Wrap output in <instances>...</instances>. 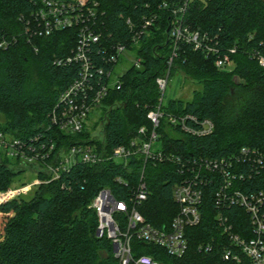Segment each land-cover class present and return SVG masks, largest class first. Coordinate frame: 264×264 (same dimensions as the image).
<instances>
[{"label":"trees","instance_id":"obj_1","mask_svg":"<svg viewBox=\"0 0 264 264\" xmlns=\"http://www.w3.org/2000/svg\"><path fill=\"white\" fill-rule=\"evenodd\" d=\"M93 1L104 13L101 29L109 42L127 44L130 49L142 17H159L138 41L141 67H130L122 77L121 90L111 92L102 104L107 119L104 143L111 151L129 142L142 126L150 125L147 113L158 104L160 96L157 79L166 74L174 53L172 14L159 7L164 2L171 6L184 0ZM29 9V0H0V40L21 33L17 17ZM185 22L191 30L212 39L211 45L218 43L222 51L236 46L238 51L232 56L233 71L221 72L215 67L214 56L207 57L192 45L179 44L171 75L181 71L200 88L194 91L191 101L172 100L168 110L210 120L215 131L205 137L173 138L165 134L161 137L165 148L185 158L203 159L228 158L242 147L264 150V71L249 56L264 42V0H196L189 5ZM75 44L76 31L71 30L34 43L20 37L8 48H0V132L28 142L38 134L42 141L47 139L48 114L79 71L75 65L57 68L53 61L71 54ZM97 48L93 56L101 62ZM89 137L87 132L67 137L65 147ZM131 165L133 175L110 163L100 167L79 163L60 181L39 186L29 202L18 198L2 205L0 264H118L111 242L96 236L98 218L90 205L104 188L111 189L119 199L126 198L143 168L140 163ZM25 171L8 160L0 162V192L9 190L13 180ZM177 171L173 165L146 166L150 197L140 211L157 227L168 224L178 213L173 198ZM245 173L243 188L264 189V172L257 174L248 168ZM119 176L131 184L119 185L115 182ZM217 190L214 182L203 187L202 222L187 230L189 245L184 256L172 257L157 246L140 242L134 243L135 251L152 256L160 264H251L245 256L240 262L223 257L228 240L217 222L218 214L231 218L238 233L247 228L249 217L239 208H219ZM206 243H213L212 252L199 250Z\"/></svg>","mask_w":264,"mask_h":264},{"label":"built area","instance_id":"obj_2","mask_svg":"<svg viewBox=\"0 0 264 264\" xmlns=\"http://www.w3.org/2000/svg\"><path fill=\"white\" fill-rule=\"evenodd\" d=\"M196 0H184L180 4L169 5L164 2L159 10L172 14L171 29L174 53L167 72L157 79L159 102L149 109V126H142L126 144L108 151L104 143V126L107 122L103 115V102L111 92L121 90L122 77L117 67L125 59H130L127 44L111 43L101 29V12L98 2L93 0H29L31 9L20 13L17 22L19 35H10L0 40V48H8L19 38L29 43L38 39L50 38L64 31H76V44L71 54L56 57L53 61L57 68L79 67L78 76L64 89L56 104L48 114L49 127L41 140V134L27 139H16L11 134L0 132V162L5 160L16 164L35 177L42 175L43 181L34 180L30 185L0 192V220L3 216L2 205L17 200L22 193L32 191L39 185L60 181L77 164L100 167L114 164L133 175L131 162L140 163L143 168L137 175V182L124 199L117 198L111 189L104 188L90 205L97 218L96 236L107 239L113 247L114 258L118 264H160L150 255L138 254L135 242L157 246L172 257L181 258L188 250V232L202 222L201 205L203 187L214 182L218 186L215 194L219 208H239L249 217V225L240 233L235 231L231 218L219 213L217 222L223 236L228 240L223 257L226 260L241 261L245 256L251 264H264V189L247 191L246 169L260 174L264 172V150L242 147L228 158L203 159L195 156L185 158L172 150H167L161 140L163 135L173 138L179 135L205 137L214 133L215 125L207 119H200L191 113L175 114L168 110L164 96L172 78L171 70L180 43L192 45L194 50L203 51L207 57H215V67L221 72H232V56L238 51L235 46L227 51L214 46L207 35L191 30L186 25L185 16L189 5ZM159 20L158 15H144L135 31L132 42L135 47L142 36L148 34ZM127 24L133 29L131 20ZM210 42V43H209ZM98 47L102 61H96L94 48ZM133 47V48H134ZM261 49L249 53L264 71V42ZM37 51V50H36ZM141 67L137 58L134 65ZM131 66V67H132ZM98 111L103 132L96 136L88 128L92 126L90 116ZM87 132L88 140L65 147V139ZM34 141V142H32ZM153 164L173 165L177 168L178 180L173 186V198L178 213L171 222L157 227L149 223L140 209L149 200L150 189L146 176V166ZM40 172V173H38ZM42 173V174H41ZM115 182L128 187L129 179L119 176ZM246 190V191H245ZM213 243L201 244L200 251L212 252Z\"/></svg>","mask_w":264,"mask_h":264},{"label":"rangeland","instance_id":"obj_3","mask_svg":"<svg viewBox=\"0 0 264 264\" xmlns=\"http://www.w3.org/2000/svg\"><path fill=\"white\" fill-rule=\"evenodd\" d=\"M138 49L139 46H135L133 48V50L129 51V57L130 59H125L123 62H121L119 64V66L117 67V72L118 74H123L124 72H126L132 65H134L135 61L137 60L138 56ZM200 86H198V84H196V82L194 80H192V78L187 77L184 73H182L181 71H177L173 74L167 91L165 93L164 96V102L165 104H169L172 100H176V99H182L184 101H191L193 98V93L195 90H199ZM101 118V115L98 111H95L91 114L90 119H91V123L92 126L91 128L89 127L87 131H89L90 133H93L96 136H99L102 134L103 132V125L102 123L99 121V119ZM40 180H44L43 177H37ZM35 177V175L30 174L29 172H24L21 174V176L16 177L12 184L10 189H16V188H20L26 185H30L34 180L37 179ZM41 186V185H39ZM38 186V187H39ZM33 188L32 191H28L26 193H22L18 198L20 199H24L25 201H30L34 198L35 196V190L38 188ZM1 237H0V241H1ZM104 256H107L106 253H103Z\"/></svg>","mask_w":264,"mask_h":264}]
</instances>
